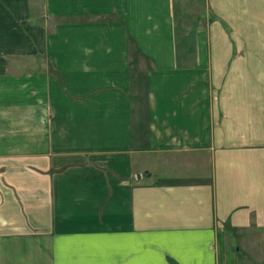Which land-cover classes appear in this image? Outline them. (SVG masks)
<instances>
[{
  "label": "crops",
  "instance_id": "0c3cea01",
  "mask_svg": "<svg viewBox=\"0 0 264 264\" xmlns=\"http://www.w3.org/2000/svg\"><path fill=\"white\" fill-rule=\"evenodd\" d=\"M175 3L0 0V264H221L223 229L264 240V48L209 13L180 48Z\"/></svg>",
  "mask_w": 264,
  "mask_h": 264
},
{
  "label": "rangeland",
  "instance_id": "374dc122",
  "mask_svg": "<svg viewBox=\"0 0 264 264\" xmlns=\"http://www.w3.org/2000/svg\"><path fill=\"white\" fill-rule=\"evenodd\" d=\"M207 0H176V36L180 48L194 51L199 35L204 34L209 27L206 15L221 21L227 34L226 46L264 48V19L263 22L249 21L245 23L232 22L229 14L220 18L213 9L207 8ZM237 18V17H236ZM189 49V50H187ZM219 239L221 264H264V240L262 233L253 231L250 234L237 232L229 236L223 229Z\"/></svg>",
  "mask_w": 264,
  "mask_h": 264
}]
</instances>
